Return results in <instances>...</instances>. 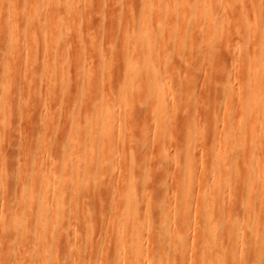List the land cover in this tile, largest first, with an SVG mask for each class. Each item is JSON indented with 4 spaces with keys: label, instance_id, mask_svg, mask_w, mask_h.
Returning <instances> with one entry per match:
<instances>
[{
    "label": "rangeland",
    "instance_id": "374dc122",
    "mask_svg": "<svg viewBox=\"0 0 264 264\" xmlns=\"http://www.w3.org/2000/svg\"><path fill=\"white\" fill-rule=\"evenodd\" d=\"M193 1H195V3H193L192 5L185 8V10L183 11V13L184 12L185 13L182 16H180V15L177 16L174 14H176V13L179 14L180 9L182 10V8L185 7V5L187 3L186 0H171V1L170 0H163V1L162 0H78V1L73 0V2H75V3L77 2L76 5L79 8L76 17H73V20H72V22L69 23V25H66L65 27L61 26V27H63L62 29H61V27H56V29L57 28H59V29L54 30L55 33L54 32L50 33L52 36L50 34L49 35L52 37V39H51V37H49L50 40H48L50 43V44L48 43V46L51 45V43H52L51 41L53 40V38H55L54 40L61 42V43L59 42L60 44L57 43V44H54L53 46L52 45L49 46L51 48V51H54L53 53L56 54L57 56L61 55V57H62L64 55V53L62 55L63 50L61 48L63 46H66L65 49L67 48L66 49L67 56H65V55L63 56V57H65V61H67V63L65 62V66L62 62V58L60 57L58 59L57 57H54L56 55H54L49 50L50 48L47 46L48 50H49L48 53L51 52V53H49L48 56L53 57L54 60L56 58H57V60H61V62H62L61 66L62 67L64 66V69L66 70L65 71L66 75L68 72H70L69 73L70 75H67L68 76L67 77L64 75L65 72L63 73V71H61L63 76L65 77V79L68 78V80H69V77H70V86L67 85V83H66V86H68V87H65V85H64L66 80L61 79L62 84H63L62 86L65 87V88H63V90L64 89L66 90L67 88L69 90L68 89L66 90L67 93L64 96L63 93H65L66 91L63 92L62 86L58 85L61 83H58L59 81L57 80L58 84H56V82H55L54 86L55 87L57 86L58 88L53 93H51L52 91H50V89H49V86L51 83V82L49 83L50 74H49V71L47 68V62L46 63L44 62V61H46V56L44 57L45 59L43 58V56H44L43 55L44 43L43 42H42L43 44L38 43V46H36L38 48V49L36 48V50H38V53H36L38 56L35 54V58L36 57H38V58L36 59L35 67L39 72V76L37 79V82L38 81L39 82L37 83V86H38V87H36L37 89L36 88L33 89L34 92L31 89L33 94H30V97H32L31 100H32V103L34 104V105L33 104L31 105L32 108H30L28 106V109H27L26 105L24 104V100H26V98H28V96H27L28 92L27 91L30 90V89H28L30 81L28 82L29 78L27 77V72L29 70V68L27 67L28 61H26V59H24L25 58L24 57L25 51H22V49H24V48L21 49L19 47V49H18L17 48L18 46H15V48H14V51H16V52H20L19 50H21V54H18V53L17 54L19 55L18 58L19 57H22V58H21V60L18 61L17 60V54L15 53V55H14V58L16 56V60H15L16 62L15 63L17 64V62H18L20 64V62H21V64L18 65L19 69L18 68L16 70L12 69L11 70L12 73H10L8 71V67H9L8 61H6L5 59L4 60L1 59L3 56H2V53H0L1 54L0 55V74H1V80H2L0 87L2 88L5 86L4 80L6 78L9 81H11V79H12L13 82H14L13 79L15 78V80H16L15 86L18 84L17 85L18 86V90H17L18 92L16 91L12 95L13 100L17 103L18 110L14 111L12 119H11L12 120L11 123L7 124V126H8L7 130L8 131H5L6 128L4 129V127H7V126H3V128H1L2 130L0 129L1 134H2V135H0V145H1L0 146V154H2V155H0V264H22L21 261L23 260V256H24L23 254H25V252L28 254L29 253L32 254V252H33L32 243L28 242L26 235H23L24 240L25 239L26 240L25 241L22 240V243H23L22 244L20 242V239L23 238V236H16V234L14 236V234H13L14 232L11 231V229H10V231L12 233L8 234L10 232H8V230L3 229V221H4V217H6L5 214L6 213L8 214V212H9L7 207L9 206L10 211H12V212L15 211V214L11 213L13 216H17V215L24 213L23 212L24 208H23L22 204H21V206H19V203L22 202V199H23L22 198L23 197L22 196L23 195V188L25 185V179L28 178L27 175L30 173L29 170H32L31 174H33V169H30V167L32 165H34L32 167L36 168L34 170L36 172V175H32V176H37L38 171H36V170L38 168H42V166H43V168H42L43 171L41 172V174H43L44 173V167L47 166V164H48V166L50 165L49 166L50 169L47 168L48 166L45 169L48 171L50 170L51 174H52V172H54V174H56L57 170L59 169L60 160L62 159L61 161H63V158L65 159L64 156H67V155H65L66 153L64 154V153H62V151L65 152L66 148H64V147L70 145L69 142H71V134L72 133L70 134L69 132H73L70 130H73V127H75L76 125L80 126V127L84 126V125H82L81 122H83V124H85L84 123V122H86L85 119L88 118L89 115L93 114V110H92L93 109L92 108L93 102L91 100V92H92L94 86L96 89L98 88L103 93V94H101V93L100 94H101V96L104 95L103 96L104 100H106L105 99L106 97L108 98V94H109V97H112L113 95L115 96L117 94V84L122 80V76H123V63L126 60V58L128 57V52H129L131 45H132L131 42H129L130 44H128L130 33L134 32V29H135L134 26H136L137 22H139L138 20H140V19L146 20L147 23L148 22L155 23L156 21L159 20V24H160V26L162 28V32L164 34V38L160 39L158 41V43H159L158 44L159 46L157 48L158 51H155V55L157 56L158 52H161V53H159L160 54L159 56L162 57L161 54H162L163 50H167L168 52H170V55L173 56V58L171 57V59H172V61H171V69H172L171 75L168 79L167 78L162 79V83L167 84V86L165 84L163 86V88L165 87L164 91H165V89L167 90V92H164V95H165V93H167L166 94L167 96L166 95L165 96L168 98L167 99V103L169 102L168 106H167L166 102H164V100H165L164 97H163L164 100H162L163 103H161V101L158 100L157 104L155 101H153L155 103L151 104L152 98H151L149 92H147L146 90L141 91V93L139 95L136 94V92H137L136 87H138L137 86L138 83L139 84L144 83L143 78H142L143 81L139 80L138 83L136 82L134 87H132L133 89H131V92L135 91V93L132 92L131 96L129 94V98H127L126 106L124 105V107H123V105H121L122 102L120 103L119 100H118V102H116L113 105V107L116 106V108H113L115 113L113 111L114 115L112 118V120H113L112 124L114 123L113 126L116 125L114 127V129H115L114 132H115V135L117 136L116 138H118V140L115 137H113V139H112V140H114L112 142L113 144L112 143L110 144L111 148L113 147V149H114L112 156H110L111 158L108 157V155L111 154V153H109L110 151L108 152L109 154L107 153L108 158L106 157L107 158L106 162L103 161L102 155H101V157L98 158V161L101 160L103 163V165L100 164L101 166L108 164V166L107 165L106 166L110 167V168L102 169L101 166L97 165L98 166L97 169L99 170L98 171L99 173L97 174V178L99 180L97 179V181L99 183L96 182L95 186L100 184V183H101V185L99 187V190L97 188L98 186H96V188L94 187V189H93L94 184L90 183L92 188H91V186L88 185V187L90 189L86 193L90 197H88L87 194H85V191H87L86 189H88L86 185H85L86 186L85 188H82L83 190L81 189L84 193L79 194L80 196L78 199H76L78 196H74L73 191L72 192L70 191L71 193H73L72 196L74 197L73 199L71 197V200L72 201L75 200V201H73L71 203V200L68 199L71 203L70 205L72 206L71 207L69 205L71 208L69 210H72V208H73V211L76 210L73 213H76L77 208L74 209V207L75 206L78 207V216H76V214L75 215L71 214L72 213L71 211H70L71 213L69 212L70 213V215H69V213H68L69 210L67 211L68 215L70 217L72 216L74 218H70L71 219L70 220L69 216H68L67 218L70 222H67V218H66L65 222H67V224L64 223L66 226H64L65 229L63 228L64 231L66 230L65 236H64V231H62L61 232L62 233L61 238L58 237V235H57L54 238L53 243H51L49 245L48 250H49V252H51V254L53 253V256L50 257V261H51L50 264H98L97 261L99 258V254H97V253L99 251L103 252L102 251L103 249L98 250L100 245L102 246L103 243L105 245H109L111 242L110 247H109V248H111V251H112V248L113 249L115 248L116 237L114 238V236H116V235H114V234H116V232H115L116 231V225L114 223L117 224V221L119 219L118 214H119V212L122 211V210L120 211V209H122L124 207L123 206L124 201L121 200V199H123V195L121 193L123 191L125 192V189L127 190L126 187H122V186H125V185H123V184H125V182H126V186L128 185L126 178L128 177L127 171H129V170H127V169H130V171H129L130 174L128 177L129 182L132 178L133 179L135 178L134 179L135 183H136L135 185H136L137 189H139L140 194L145 195V198L147 197V199H150V200H152V198H153V200H155L157 203L156 205L162 206V204H163V206H165L167 208L168 204L170 203L169 199L173 200V197L175 198V196L179 194L178 190L180 188H182V185L180 184V182L183 178L182 175H183V172L185 170V168H183V167H185L188 164L189 165L191 164L193 167H195V168L191 169L192 174L194 175V176L192 175L194 178L191 176L192 181L194 180L193 188H192L193 190H192V193L188 194L187 192H191L190 187H189V190L187 192H185L187 194H185V193L184 194L186 197L188 195L192 194V198H190L191 200L189 198H188L189 200L186 199L184 194L181 192H180L181 195L179 194L180 196L179 195L178 196L179 197L184 196V197H181L182 200L184 199L183 202L185 201L183 203L184 204L183 208H186V210L190 209L189 211L190 212L192 211L191 213L195 214L194 212H196L198 210V209L196 210L195 208H198L197 206L199 205V202L201 200V198H200L201 196H199L200 192L202 195L204 192L206 193V191L210 187L213 186L212 182L214 181V179L217 178V176L215 177V174H213L214 172H212L215 170H212V169H210V167H208L210 162H211L209 160H212L214 155L217 153V149L214 147L216 145V143H217L216 147L219 145V147H218L219 149L223 145V148H221L220 150H222V149L225 150V148L227 147V146L225 147V145L227 143L225 140V137L229 136V135L225 134L227 131L228 132L230 131L229 133L232 135V136H229V137H231V138H229L231 142L228 139L229 146H231L230 143H232L233 138H234L233 136L236 135L235 134L236 131H239L240 133H243V134L247 133V134L243 135L245 137V140L247 141V143H246L247 146L245 147L246 149L245 148L242 149L241 147H239L234 153L231 152V151H233L232 150L233 145L231 146V148L227 147L230 149V150L229 149L226 150V156L225 157H227V154H228V159L224 158L223 161L226 162V165H227L228 161H229L228 164H231L232 161H233V163L236 162L235 164H237L235 170L232 169L231 173L229 172L232 180H230V178H227V174H225V172L224 173L222 172V174H219L221 171L219 173L216 172V174L218 173L217 175L223 176L225 179L226 178L229 179V181L225 183V180H223V181L221 180V178H223V177H221V178H220V176L218 177L219 181H221V183H222L221 187L223 188V186H225L224 188L226 190V192H225V190L223 188L224 194H226V196L225 197L221 196V197L224 200L228 194H230V196H231V200H230L229 196L227 197L229 199L226 198L227 203L225 202L224 203L225 205H223V201H222L221 206H222L223 210L222 211L219 210V211H220V213H223V215H224V213L226 215H225V218H223L224 221L222 218H220L221 216H223L222 214H220L218 217V218L222 219V221H223L222 222L220 219H218V225H220L219 227H221L220 229L221 230H223V228L227 229V227L229 225L228 223L230 220L229 216L232 217L233 215L239 213L238 212L239 210H240V213L243 212L244 208H242V207L240 208V204H241L243 199L248 200V198L250 197L249 194H251L250 190L247 189V187L249 188L248 184L245 185L246 180H247V183H249V178L253 179V177H254L253 175L255 174V177H254L255 181L258 180L256 182V184L258 182L260 184L262 181L264 182V177H263V170L264 169H258V170H256L257 172L253 171L255 173H251V170H254L253 166L255 167L256 162H259L260 159H261L260 160V162H261L260 168H261V164L263 163L262 160L264 159V153H263L264 152V142H262L261 148L259 146H258V148H254V147L252 148V146H251V150H250V145H253V141H254V140H252V135L250 134V131L247 128L248 126L245 129L244 127H242V125L240 127V123L238 122L239 116L244 115L242 113H239V112H241L240 106H241V103L243 100V97H241L242 96V88L243 87H249L248 85H249L250 81L252 80L251 76H246L245 79H243V75H242V73H240L243 70L240 67V65H238L239 64L238 52H239V48H240L239 46H241V45H243V50H242L243 55H245V54L248 55L249 53H252L255 49H259V50L264 51V0H234L233 2H230L231 5L229 4L228 0H210L212 3V6H214L215 11L219 14L220 20H218V21H219V24H222L221 25L222 27L217 26V24L215 22L208 19L206 17V15H207L206 12L202 13V10L200 8V6H201L200 4L205 2V1H209V0H193ZM41 2H42V0H34V4L37 7L41 6ZM63 3H64V1H63ZM226 4H229V5H226ZM18 5H19V15L21 17H23L21 23L28 24L29 18L32 15L31 14L32 8L27 9L29 2L24 1V0H18ZM255 6H256V8H255ZM145 9H147V12L145 11ZM160 9H162V10H160ZM172 9L175 10L174 13H173ZM159 10L163 11V12L161 13V15L158 16ZM170 10H172V11H170ZM255 10L260 11V13H261V20L258 24H256V22L254 21V11ZM11 11H12V7H11ZM167 11L169 13H167ZM12 14H13V12H9L8 13L9 17L7 16V18L5 19L4 34H2L3 36L1 35L4 39L7 37H10L8 32H9V29L12 27V24H13V22L10 18L12 16ZM202 14H203V16H202ZM133 20H135V21H133ZM132 22H134L135 25ZM185 22H192L193 25L190 26L189 28H185L186 27ZM64 29H65V32L62 31L60 33L59 30H64ZM207 29H210L212 31V35H213L212 39H213V42L215 44L214 45L215 48L213 49L214 52L202 50V49H204V47H203L204 46V44H203L204 39L203 38L206 37V34L204 32ZM255 30H256V32H255ZM202 33H204V34H202ZM53 34H55V35H53ZM156 35L157 34L155 32L151 33V36H153V37ZM61 36L63 37L62 40H61ZM202 36H204V37L202 38ZM11 38L12 37H10V40H11ZM201 38H202V40H201ZM54 40H53V42H54ZM178 43L179 44L181 43L182 46L176 50V49H174V46ZM56 46H58V47H56ZM42 47H43V49H42ZM56 48H57V50H56ZM17 49H18V51H17ZM55 51H56V53H55ZM35 52H37V51H35ZM63 52H65V51H63ZM215 52H216V54H215ZM51 54H52V56H51ZM179 55H180V57H179ZM66 57H67V59H66ZM53 58H51V60ZM22 59H23V61H22ZM47 60H48V58H47ZM66 65H68L69 71H68ZM161 65L162 64L160 63V66ZM160 66L157 65L159 71L161 70ZM62 67H59V70L62 69ZM240 70H242V71H240ZM7 72H9L10 74ZM61 72H59L60 75H61ZM161 72H162V70H161ZM159 75L161 77L162 73L159 72ZM240 75H242V76H240ZM237 76L240 79L237 78ZM64 77H63V79H64ZM90 77H91V82H90ZM241 77H242V79H241ZM80 78H82V80L79 81ZM73 79H74V81H73ZM68 80L66 82H68ZM241 80H243V81L239 82ZM63 81H64V83H63ZM87 81H89V82H87ZM79 82H81V83H79ZM26 83L28 85H26ZM90 83L91 84L94 83V84L90 85ZM108 83H110V84H108ZM68 84H69V82H68ZM89 85L91 86L90 88H88ZM17 86H16V88H17ZM54 86L52 85V87H54ZM55 87L51 88V86H50L51 89H55ZM59 87H61V88H59ZM168 87H169V89H167ZM16 88H15V90H16ZM108 88H110V90ZM35 89L38 90L39 94L37 93V91ZM47 89H49V90H47ZM56 91L57 92L59 91V92L55 93ZM60 91L64 97L63 96L61 97L62 94L60 93ZM246 91H248V90H246ZM239 92H240V94H239ZM177 94L180 95V96H178L180 99L177 97V102L174 103L173 99L177 96ZM132 95L136 99H134V97ZM227 95H229V96H227ZM33 96H35V97H33ZM54 98H56V99H54ZM132 98L137 102V104L141 103L142 107L139 104L138 105L140 106V108L138 107V105L137 106L131 105V103L135 104L134 102H132V101H134ZM226 98H228L229 100L227 99L228 101L225 102ZM241 98H242V100H241ZM44 100H45V103H43ZM81 100H83L82 106L80 105L81 103H79ZM174 100L176 101V99H174ZM178 100H179V102H178ZM48 101H49V103H48ZM51 101H53V102L51 103ZM129 101H131V102H129ZM181 101H183V102H181ZM91 102H92V104H91ZM117 103L120 104V105L118 104V107H117ZM178 103H180V105ZM224 103H226V104L224 105ZM21 104H22V106L24 104L25 107L24 106L23 107L25 110L23 108H21V106H20ZM49 104H51V105H49ZM165 104H166L167 108H166V106L164 107ZM229 104H230V106H229ZM79 105H80V108L78 107V110H77V106H79ZM127 105H129V106H127ZM19 106L21 109H23L21 112L19 111ZM121 106H122V109H121ZM158 106H160V108ZM161 106L167 110V113L169 114L170 117L171 116L174 117L173 119L172 118L168 119L169 120L168 123L170 124L172 122L171 123L172 126H170V125H167L168 127L164 126V119H162V117L160 116V113H159L160 112L159 109H161ZM81 107H82V109H81ZM79 109H80V111L82 110V113H80ZM226 109H227V111H226ZM33 110H35V111H33ZM129 110H130V112H129ZM156 111H157L156 115H158V114L159 115L155 117L153 114H155ZM26 112H27V114H26ZM78 112H79L80 116H79V118H75V117H78V116H76ZM225 112L229 113V115L231 117V119H229V120H231V121H227L228 118H230V117H229V115H225ZM237 112H238V114H237ZM52 113H53V115H52ZM74 114H76V115H74ZM118 114H120L121 117ZM115 115H116V117H114ZM54 116H56V117H54ZM68 116L70 119L68 118ZM73 116L76 119V121L73 118ZM159 116H160V121H157V120H159V118H158ZM169 116H168V118H169ZM71 117H72L73 121H75L76 124H74L73 121L72 122L70 121V120H72ZM213 117H215V118H213ZM216 118H217V120H215ZM218 118H220V120H218ZM51 119L52 120L55 119L53 121L54 125L52 124L53 122ZM155 120L157 121V123L162 122V121H163V123L157 124L155 122ZM222 120L224 121V123L222 122ZM215 121H218V122H216V124L218 123L217 126H216V124H213ZM256 121H257V119H256ZM77 122H78V124H77ZM219 122H220V124H219ZM71 123H73L72 124L73 127H72V125H70ZM221 123L225 124V126L223 127V124H221ZM227 123H228V125H227ZM38 124H39V126H38ZM232 124L234 127L232 126ZM30 125H31V127H29ZM52 125L54 127H52ZM229 125H231V126H229ZM157 126L159 127L158 129H160L162 131V133L160 130L157 129ZM169 126L171 128H169ZM215 126H216V128L213 129V127H215ZM0 127H1V125H0ZM9 127H13V128H9ZM46 127H47V129H46ZM164 127L166 128L165 131H163ZM260 127H261V122H260ZM69 128H71V129H69ZM118 128L121 129V132H120V129L118 130ZM155 128L158 131H156ZM161 128H163V129H161ZM238 128H239V130H238ZM242 128H244L245 130H243ZM52 129L54 131H52ZM167 129L169 131H167ZM222 129L223 130L225 129V130L223 131ZM45 130H47V131L49 130L50 132L51 131L52 132L50 133L48 131V133H47V131H45ZM116 130H118V132L120 134L121 133L123 134V136H124L123 140H124L125 148L121 149V146L124 147V145L121 142L118 144L119 137L121 138L120 141L123 142V140H122L123 136H122V134L117 135L118 132L116 133ZM246 130H248V131L245 132ZM2 131L7 132V134L5 132L3 133ZM58 131H60V132L58 133ZM123 131H124V133H123ZM159 131H160L161 135H159L160 134ZM221 131H222V133H221ZM155 132L158 134H156ZM166 132H168L169 135L171 133L172 136L171 135L169 136L168 133L165 134ZM215 132H216V134L218 132H219V134L221 133L222 138L225 141H221L222 140L220 138L221 134L215 135ZM46 133H47V137H46ZM233 133H234V135H233ZM3 135H4V137L2 138L1 136H3ZM44 135H45V137H44ZM255 135H257L255 137H258L259 134H255ZM255 137H254V139L256 140L257 138H255ZM44 138H46L45 144L42 143V140H44ZM219 139H221V140H219ZM251 140H252V142H250ZM34 141H36V142H34ZM195 141H197L198 145H197V143H195ZM217 141L218 142L221 141L223 144L220 145L219 143H221V142L218 143ZM192 143H193V145H192ZM105 145H103V147L101 146V148L104 149ZM190 145L192 148H190ZM193 146H195L194 150H193ZM204 146H205V148H207V146L209 148H211L213 146L211 148V151H213L212 152L213 156H211V151L208 152L207 149L204 150L205 149ZM47 148H48V150L50 149L49 152H48ZM34 149H36V150H34ZM102 149H100V150H102ZM125 149H126V151H125ZM219 149H218V152H219ZM254 149H256L255 152H254ZM190 150H193L191 152V154L189 153ZM214 150H216V152ZM228 150L230 151L229 153H228ZM242 150H243V152H242ZM258 150H260L258 152L259 154L256 152ZM74 152H76V151H74ZM74 152L72 153V155L70 154V160L71 161L74 160L72 163L76 162V160L74 159L75 157L77 159V156H76L77 152L75 153L76 154L75 156L73 155ZM253 152L256 155H254ZM188 153L190 154V156H188ZM244 153H245V155H244ZM32 154L34 156H32ZM84 154L87 155V151ZM120 154L122 155V158L126 159V157H127L128 159H126V160L122 159ZM130 154L132 155V158L130 157ZM192 154H194V155H192ZM204 154H207V155H204ZM86 155H83V156H85V163H84L85 167H86L87 162L89 161L88 158L90 159V156H88L90 154H88L87 156ZM125 155H126V157H125ZM134 155H136V156L134 157ZM173 155H175V156H173ZM246 155H247V157H246ZM257 155H259V158L261 156V158L258 160L256 159V157L258 158ZM47 156L49 157L50 160L48 159ZM192 156H194V160H193ZM31 157L34 159H32ZM175 157H177V158H175ZM186 157H187V160H186ZM209 157H210V159H209ZM129 158H131V160L133 158H136L137 159L136 161H138V162H136V165H135L136 167L133 168L134 170H132L130 168L131 162H130ZM204 158L205 159L207 158V159L205 160ZM251 158H253V161ZM36 159H37V161H36ZM58 159H59V162H58ZM86 159H87V162H86ZM120 159H122V160H120ZM191 159L193 160V163H189L192 161ZM202 159H204V161ZM230 159H232L231 162H230ZM255 159L257 161H255ZM3 160H4L5 164H4ZM30 160L32 161V163L30 162ZM48 160L50 162H52L51 160H54V162H52V165L54 163V166H58V167L54 168V170L52 171V169H53V168H51L52 165L50 163H47V162H49ZM127 160H129L128 161L129 164L126 165V163H128V162L125 163L124 161H127ZM107 161L110 164L107 163ZM122 161H123V163H122ZM184 161H186L185 164L183 163ZM104 162H105V164H104ZM250 162H251V164H250ZM57 163H59V164L57 165ZM162 163H164L166 165H164V164L161 165ZM206 163H207V165H206ZM246 163H248V164H246ZM177 164H178V168L176 166ZM181 164H184V165L181 166ZM204 164H205V166L208 167L207 168L208 170L206 168L204 169V171H205L204 173L206 174V176H204L205 175L204 173L202 174L203 171L201 172L202 168L204 167L203 166ZM258 164L259 163H257V165ZM124 165H126V167ZM220 165H221V168L224 167V164L221 161L219 162V166ZM127 166L129 168H127ZM161 166H162L163 170L161 169ZM163 166H165V167H163ZM192 166L191 167L186 166V167L188 169H190V168H192ZM201 166H203V167L201 168ZM242 166H244V167H242ZM180 167H181V169H180ZM197 167L199 169L201 168V170L199 171V169H197ZM251 167L253 169H251ZM262 167L264 168V164L262 165ZM256 168H259V167H255V169ZM209 169L211 171H209ZM146 170H147V172H146ZM159 170H162V172L166 171L167 176L164 173L158 172ZM181 170H183V171H181ZM260 170L262 171V173L258 172ZM28 171H29V173H28ZM48 171H46V173L44 175H51V174H48ZM101 171H102V173H100ZM131 171H132V174H131ZM186 171H187V169H186ZM149 172L151 175L149 174ZM177 172H180V173H177ZM194 172H197V174L196 173L194 174ZM199 172L201 174L199 177L200 183L198 185L199 181H197L195 175H198ZM232 172L234 173V176L231 175V174H233ZM144 173L146 175L147 174L148 175L146 176V175H144ZM248 173H250V174H248ZM258 173H261L262 175H260ZM31 174H29V175H31ZM39 174H40V171H39ZM54 174H52V175H54ZM161 175H163L167 179H164V178L162 179L163 176H161ZM130 176H132V178ZM144 176H146V180L144 179L145 178ZM202 176H203V178H202ZM207 176H209V178H207ZM210 176L213 177L212 180H211ZM238 176H240V179ZM3 177L5 179V182H3V180H4ZM204 177L207 178L206 179L207 182L205 181L206 183L203 182ZM7 178L9 179L10 183L7 182ZM197 178H198V176H197ZM256 178H257V180H256ZM236 179H239V180H236ZM124 180H125V182H124ZM202 182L204 183V186H206L207 190L203 188L204 186L202 188L206 191H204L203 189L201 190ZM229 182H231V185L230 184L227 185ZM3 183H7L4 185H8V186L7 187L4 186ZM223 183H225V185H223ZM187 184L190 185V183H187ZM175 186H176V188H175ZM179 186H180V188H179ZM190 186H192V184ZM259 186L260 185H258L257 187H259ZM261 186H262L261 187L262 189H258V191H257V188H255L256 190L254 192H256V191H257L256 193L259 192L258 193L259 196L257 195L256 198H254V200H253L254 203H252L253 205L250 204L251 206H249L250 208L249 207L248 208H249L250 212H252V222L254 224L253 230H254V227L259 228V230L261 231L260 232L261 236L264 239V215L261 214V210L264 207V196H262V195H264V192H261V190L263 191L264 183L261 184ZM186 187H184V189L186 188V190H187L188 185ZM222 188H220V190H218V191H221ZM92 189L93 190L97 189L99 192H97V190H95L97 192V194H96L95 191L94 192L92 191ZM211 190L212 189L210 188V191ZM17 191H18V194H17ZM91 191L93 193H91ZM174 191H175V193H174ZM202 191H204V192H202ZM210 191H207V192H210ZM221 193H223L222 191L220 192V195L224 196V194H221ZM247 193H248V195H247L248 197L245 195ZM215 194L217 196L213 195V197L215 196L216 198L221 199L219 193H215ZM91 195H93L92 199H90ZM121 196H122V198H121ZM188 197H191V196H188ZM198 197L200 198V200L198 199ZM261 197H263V198H261ZM257 198H258V200H257ZM18 199L20 202L18 201ZM185 199L187 201H190L189 204L187 203L188 205L186 204ZM218 200L219 199L215 200L214 202H216V201L218 202ZM74 202H75V204H74ZM17 203H18V205H17ZM77 203L80 204L81 208L79 207V205L78 206L76 205ZM219 203H221L220 200H219ZM219 203H217V205H215V207L220 206ZM73 204H74V206H73ZM82 205H83V207H82ZM220 207L215 208V214L216 215H217L216 212L218 211L217 209H220ZM19 209H20V211H19ZM110 209L112 211L111 212L112 217L114 215H116V213H117V216H116L117 218L113 217V219L115 221L117 219V221L114 222L112 218H111L112 220L109 218L110 222L111 221L114 222V223L113 222L111 223L112 225L110 226V228L112 226L114 228L113 229L107 228L109 230V231H107L106 230L107 222H109V220H107V219L109 216ZM142 209H143V211L139 212V213L141 214L140 217L143 215L142 220H144L146 218V215H145L146 211H144L145 208H142ZM194 209H195V211H194ZM24 211H25V213L27 212L26 209H24ZM114 211H116L115 214H113ZM250 212L248 211L247 214L245 212V214L247 215V216H245L246 217L245 219H248ZM3 213H5V214H3ZM50 214H52V213H50ZM2 215H4V216H2ZM7 216H9V215H7ZM49 217L51 218V216H49ZM75 217H77V221L79 220L81 222L78 223L79 222L78 221L76 223ZM27 218L29 220L33 221V218L31 219L29 216L26 215L25 220ZM173 218L175 220V218H177V217H173ZM173 218H171V219H173ZM178 218H179V216H178ZM104 219H106V221ZM225 219H226V221H225ZM31 221H29V222L31 223ZM134 221L137 223V224H135L136 227L138 226V227L142 228V226H144L143 224H140L141 223L140 220H137V221L134 220ZM176 221H177V219H176ZM145 222H146V219L142 223L145 224ZM81 223L83 224V226H85V225H88V226L86 228H83L82 225H80ZM77 226H79V227H77ZM81 227L83 229H81ZM242 227L245 228L244 226H242ZM141 228H140V232H141ZM80 229H81V231H78ZM240 229H242V228H238V230L241 234L242 230H240ZM111 230L113 231L114 234L112 232H110ZM142 230H143V232H141V234L144 233V230L146 232L143 234L144 236L141 237V239L143 238V240H144L142 242V247H141L142 255L145 256V254L147 252L149 253V251H152L153 255H152L151 260L153 261V264H172L173 259L175 261L174 264L175 263L181 264V262L185 261L186 257H187V259L188 258L190 259V260L186 259L188 261V262L185 261L186 264H190L189 263L190 261L192 263L194 257L191 255H193V253H191V254H189V253L192 252V250H193L192 248L195 247V245L193 244V242L191 240V236L193 234L192 235L190 234V236H186L187 239L189 241L191 240L190 242H192V245H191V243H189L188 240H186L191 245L190 246L187 243L188 244V247H187L188 249L186 248L187 251L185 252L184 249L179 247L181 249L178 252H176L175 249L177 250L178 247H175L174 245L171 246L172 247V250H171L169 247H167V245H163L162 243H157L156 241H152V243H150L149 242L150 241L149 240V234L147 232V229L145 227H143ZM221 230H220V233L223 234L221 232ZM253 230L251 232H253ZM223 232H226V230L224 229ZM251 232H250V234H251ZM75 233H76V235H75ZM110 233H112L111 236L113 239L110 237ZM254 233H255V231L253 232V234ZM12 234H13V238L11 237ZM78 234H80V235H78ZM250 234L246 233V235H245L243 233L242 237L246 236L247 239H248L247 236L250 237L248 239L250 242L249 252L251 251L252 254H254V252L257 249L255 242H254V235L255 234L254 235L252 234L253 236L252 235L250 236ZM66 235H67V237H66ZM106 235L107 236L109 235L108 241L106 239V237H107ZM225 235H227V234L225 233ZM225 235H224V237H225ZM221 236L222 235H220L219 241L223 240V242H221L222 244H220V242L218 244L219 252H221L220 250L224 246V242L226 243V239H227V236H226V239H222L223 237L221 238ZM15 237H16V239L19 238V240L16 241V239H14ZM63 237H64V239H62ZM192 237H194V236H192ZM74 238L76 239L75 244L73 241ZM81 238H82V240H81ZM11 239H13V240H11ZM193 240H194V238H193ZM227 240L229 241V239H227ZM105 241L109 242V244L106 243ZM114 241H115V243H114ZM14 242H16V243H14ZM25 242H26V244H25ZM79 242H80V244H79ZM20 243L22 244L21 246H19ZM227 243H226V245L228 247ZM238 243H239V241H238ZM81 245L83 246L84 249L82 248ZM238 245H237V248H239L238 250L235 247V245H234V247L236 250L232 246L234 249V253H233L234 256L233 257H236L237 259H239V261L242 260L241 264L242 263L243 264L244 263H246V264H264V248L262 250H259V251H261V254L263 255L262 258H260V256H259L256 259V257H253L255 254L249 255L250 257L251 256L252 257L248 258L249 256L247 255L246 250H242V252H241L240 246H238ZM15 246L17 248L18 247L19 248L17 249ZM79 246H81V247H79ZM101 246H100V248H101ZM189 246L191 247L192 250L189 248ZM24 247H25V249H24ZM232 247L230 246L228 248L230 249ZM11 248H12V250H11ZM23 249L25 251H23ZM61 249H62V251H61ZM180 251H181V254H180ZM184 252H185V254L188 253V255H184ZM217 252H213L212 254H215V253L217 254ZM178 253H179V256H178ZM229 253L231 254L232 251ZM240 253H243V254L241 255ZM54 254H55V256H54ZM104 254L106 255V250H105ZM7 256H9L11 258V259H9L10 262H8ZM213 256H215V255H213ZM182 257H185L184 261H182V259H181ZM103 260H104V262H100V263L101 264H103V263L107 264L106 263L107 259L105 256L100 261H103ZM107 262L109 263V261H107Z\"/></svg>",
    "mask_w": 264,
    "mask_h": 264
},
{
    "label": "bare ground",
    "instance_id": "6f19581e",
    "mask_svg": "<svg viewBox=\"0 0 264 264\" xmlns=\"http://www.w3.org/2000/svg\"><path fill=\"white\" fill-rule=\"evenodd\" d=\"M24 1H27V2H29V5H28V7H27V9H31L32 8V12H31V16H30V18H29V22H28V24H25V23H21V21H22V18L23 17H21L20 15H19V5H18V0H0V36L2 35V34H4V26H5V19L7 18V16H8V13L9 12H13V14H12V16L10 17L11 18V20H12V22H13V24H12V27L9 29V36L10 37H12L11 38V40H10V37H7V38H3L2 36L0 37V53H2V56L4 57H2L1 59H5L6 61H8V63H9V67H8V71L10 72V73H12L11 72V70L12 69H14V70H16L17 68H18V65H20L21 64V62H20V64L17 62V64L15 63L16 61V56H15V58H14V55H15V53L17 54H21V50H19L20 52H16V51H14V48H15V46H18L17 48L19 49V47L22 49V48H24V49H22V51H25V58L24 59H26V61H28V63H27V67L29 68V70H28V72H27V77L29 78V80H28V82L30 81V83H29V88L28 89H30V90H26L25 92L28 94L27 96H28V98L30 97V94H33V92H34V88H36V87H38L37 86V83L39 82H37V79H38V76H39V72H38V70L36 69V67H35V64H36V59L38 58V57H36L35 58V54L36 53H38V50H36V46H38V43H41V44H43L44 43V45H43V47H44V53H43V58L46 56V61H44L45 63L47 62V68H48V71H49V74H50V79H49V83H50V86H51V88H54L55 86V82H56V84H58V83H61V84H58L59 86H62L63 84H62V81H61V79L62 80H68V78L67 79H65V77L63 76V74H62V72L61 71H63V73L66 71L65 69H64V66H65V62L67 63V61H65V57H63L64 55L65 56H67V52H66V49H65V47L66 46H63L61 49L63 50V51H65V52H63L62 51V55H63V53H64V55L61 57V55L58 57L56 54H54L53 52L54 51H51V48L49 47V46H53L54 44H60L61 42L60 41H56V40H54L55 38H53V40H54V42H53V40L51 41L52 43H51V45H49L48 46V43H49V41L48 40H50L49 39V37H51L52 35L50 34V33H55V31L54 30H58L59 28H57L56 29V27H61V26H63V27H65L66 25H69V23L70 22H72V20H73V17H76V15H77V12H78V7H77V5H76V3L75 2H73V0H63L64 1V3H63V1L62 0H42V2H41V6L40 7H37L35 4H34V0H24ZM75 1V0H74ZM78 1V0H77ZM163 1V0H162ZM171 1V0H170ZM187 1V3H186V5H185V7L184 8H182V10L180 9V11H179V14H174V15H180V16H182L184 13H183V11L185 10V8H187L188 6H190V5H192L193 3H195V1H193V0H186ZM229 1V4H230V2H233L234 0H228ZM147 2V1H146ZM155 2V1H154ZM237 2V1H236ZM80 3V2H79ZM34 4V5H33ZM229 4H226V5H229ZM201 6H200V8H201V10H202V13H204V12H206L207 13V15H206V17L208 18V19H210V20H212L213 22H215L216 24H217V26H221L222 24H219V21L218 20H220V18H219V14L215 11V9H214V6H212V3H211V1L209 0V1H205V2H203V3H201L200 4ZM231 5V4H230ZM173 6V5H172ZM11 7H12V11H11ZM149 7V6H148ZM147 8V7H146ZM231 8V7H230ZM235 8V7H234ZM255 8H256V6H255ZM10 9V10H9ZM232 9V8H231ZM143 10V9H142ZM160 10H162V9H160ZM159 10V11H160ZM167 10V9H166ZM173 10V9H172ZM172 10H170V11H172ZM234 10V9H233ZM145 11L147 12V9H145ZM158 11V16L159 15H161V13L163 12V11H160L159 12ZM175 12V10H173V13ZM83 13V12H82ZM144 13V12H143ZM167 13H169L168 11H167ZM202 16H203V14H202ZM9 17V16H8ZM77 19V18H76ZM181 19V18H180ZM184 19V18H183ZM75 20V19H74ZM260 20H261V13H260V11H257V10H255L254 11V21L256 22V24H258L259 22H260ZM133 21H135V20H133ZM139 22H137V24H136V26H134V32H132V33H130V37H129V40H128V44H130L129 42H131L132 43V45H131V48H130V50H129V52H128V57L126 58V60L124 61V63H123V76H122V80L117 84V94L113 97H109V94H108V98L106 97L105 99L106 100H104V98H103V96L104 95H102L101 96V94H103L98 88L96 89L95 88V86H94V88H93V90H92V92H91V100H92V102H93V114L92 115H89V117L88 118H86L85 119V121L86 122H84L85 124H83V122H81L82 123V125H84V126H82V127H80V126H75V127H73V123L74 124H76L75 123V121H76V119L75 118H79V112L77 113V115L76 114H74V115H76V116H78V117H75L74 118V116H73V118L75 119V121H73V119H72V117H71V119L72 120H70L71 122L73 121V123H71L70 125H72V127H73V130H70V131H73V132H69L70 134H71V142H69L70 143V145L69 146H66V147H64V148H66V151L64 152V151H62V153H66L65 155H67V156H64L65 157V159L63 158V161H61L60 160V164L59 163H57V165L59 164V169L57 170V172H56V174H54V172H52V174H54V175H52L51 174V172H50V170L48 171V170H46L45 168L48 166V164H47V166H45L44 167V173L43 174H41V172L43 171V166H42V168H38L36 171H38L37 172V176H32V175H36V172L34 171L36 168H34V167H32V166H34V165H32L31 167H30V169H33V174H31L32 172V170H29L30 171V173H29V171H28V173L29 174H31V175H29L28 173V175H27V177L28 178H24L25 179V185H24V188H23V199H22V202H20L19 201V199H18V201L20 202L19 203V206H21V204H22V206H23V208L24 209H26L27 210V212L25 213V211H24V209H23V214H20V215H17V216H13L11 213H13V214H15V211H10V208H9V206L7 207V209L9 210V212H8V214L6 213H3V214H5L6 215V217H4V221H3V229H5V230H8V232H10V233H8V234H11L12 232L11 231H13L14 233V236H15V234H16V236H23V235H26V237H27V239H28V242L29 243H32V247H33V252H32V254H28V253H26L25 252V254H23L24 256H23V260L21 261L22 262V264H50L51 263V261H50V257L51 256H53V253L51 254V252H49V250H48V247H49V245L51 244V243H53V240H54V238L58 235V237H60L61 238V232L62 231H64V226H66L65 224H67V222H70L69 220H68V216L70 215V213L71 214H73V215H75L76 214V216H78V207H74V209L75 208H77V212L76 213H73V212H75V211H73V208H72V210H69V209H71L70 208V204L73 202V201H75V200H71V197H72V199L74 198L72 195H73V193H74V196H78L76 199H78L79 198V194H83L84 192L82 191L83 189L82 188H85L86 186H87V188L88 189H86L87 191H85V194H87L86 192H88V190L90 189L89 187H88V185L89 186H91V184H94V186H93V189H94V187L96 188V186H98L97 188H98V190H99V187H100V185H101V183L100 184H98V185H96L95 186V183L96 182H98L97 181V174L99 173L98 171V166L97 165H99V166H101L100 164H102L103 165V163H102V161L100 160V161H98V158L99 157H101V155H102V158H103V161H105L106 162V160H107V158L109 157V158H111L110 156H112V153H113V147L111 148V146H110V144L114 141V140H112L113 139V137H117L116 135H115V129H114V127L116 126H113V124H112V118H113V108H116V106L115 107H113V105L116 103V102H118V100L120 101V103H121V105H123V107H124V105L126 106V103H127V98H129V94H130V96H131V94H132V92L133 93H135V91H132L131 92V89H133L132 87H134V85H135V83L137 82L138 83V81L140 80H142V78L144 79V83H138V87H136L137 88V92H136V94L137 95H139L140 93H141V91H143V90H146L147 92H149V94H150V96H151V100H152V103L151 104H153V103H155L156 102V104H157V101L158 100H160L161 101V103H163V101L162 100H164V98H165V100H164V102H166V104H167V106H168V103H167V93H165V95H164V92H167V90L165 89V91H164V88H163V86L166 84H163L162 83V79L164 78V79H168L169 77H170V75H171V61H172V59H171V57L173 58V56L172 55H170V52H168L167 50H163V52H162V54H161V56L162 57H160L159 55V53H161V52H158V55L156 56L155 55V51H158L157 50V48H158V41L160 40V39H163L164 38V34H163V32H162V28H161V26H160V24H159V20L158 21H156L155 23H150V22H148L147 23V21L146 20H144V19H140V20H138ZM184 22V21H183ZM21 23V24H20ZM133 24H134V22H132ZM150 23V24H149ZM149 24V25H148ZM185 28H189L190 26H192L193 25V23L192 22H185ZM127 25V24H126ZM135 25V24H134ZM63 27H61V29L63 28ZM183 27V26H182ZM222 27V26H221ZM212 28V27H211ZM193 29V28H192ZM67 30V29H66ZM77 30V29H76ZM183 30V29H182ZM186 30V29H185ZM60 31V33L62 32V31H64L65 32V29L64 30H59ZM193 31V30H192ZM195 31V30H194ZM253 31V30H252ZM57 32V31H56ZM153 32H155L157 35L156 36H151V33H153ZM254 32V31H253ZM252 32V33H253ZM255 32H256V30H255ZM70 33V32H69ZM205 34H206V37H204V36H202V38L204 39L203 40V44H204V49H202V50H204V51H211V52H214L213 51V49L215 48L214 47V42H213V35H212V31L210 30V29H207L205 32H204ZM204 33H202V34H204ZM51 36H50V35ZM53 35H55V34H53ZM94 35V34H93ZM67 36V35H66ZM80 36V35H79ZM253 37V36H252ZM62 36H61V40H62ZM202 38H201V40H202ZM206 38V39H205ZM51 39H52V37H51ZM60 39V38H59ZM65 41V40H64ZM43 42V43H42ZM60 42V43H59ZM242 43V42H241ZM50 44V43H49ZM243 44V43H242ZM65 45V44H64ZM92 45V44H91ZM50 48L49 50L54 54V55H56V56H54V57H57L58 59L61 57L62 58V62H63V64H64V66L62 67L61 65H62V62H61V60H57V58L54 60V58L53 57H49L48 55H49V53H51V52H49L48 53V47ZM182 46V44L180 43H178V44H176L175 46H174V49H178V48H180ZM43 47H42V49H43ZM55 47V46H54ZM56 47H58V46H56ZM92 47V46H91ZM202 47V48H203ZM240 48H239V52H238V59H239V64L238 65H240V67L242 68V70H240V71H242V72H240V73H242V75H243V79H245V77L246 76H251V78H252V80L250 81V83H249V87H243L242 88V96L241 97H243V100H242V98H241V100H242V103H241V106H240V108H241V112H239V113H242V114H244V115H240L239 116V118H238V122L240 123V127H241V125H242V127H244L245 129H246V127L248 128V130L250 131V134L252 135V140H254L253 141V145H250V150H251V146H252V148L254 147V148H258V146L261 148V146H262V142H264V51L263 50H259V49H255L252 53H249L248 55L247 54H245V55H243V45H241V46H239ZM156 48V49H155ZM18 49H17V51H18ZM38 49V48H37ZM54 49V48H53ZM60 49V50H61ZM55 50V49H54ZM56 50H57V48H56ZM201 50V51H202ZM35 51H37V52H35ZM114 51V50H113ZM200 51V52H201ZM262 51V52H261ZM55 53H56V51H55ZM204 53V52H203ZM17 54V60L19 61V60H21V58L22 57H19L18 58V55ZM47 54V55H46ZM60 54V53H59ZM209 54V53H208ZM207 54V55H208ZM211 54V53H210ZM215 54H216V52H215ZM1 55V54H0ZM37 55V54H36ZM38 56V55H37ZM48 56V57H47ZM51 56H52V54H51ZM215 56V55H214ZM179 57H180V55H179ZM209 57V56H208ZM212 57V56H211ZM217 57V56H216ZM47 58H48V60H47ZM51 58H53L52 60H51ZM14 59V60H13ZM45 59V58H44ZM66 59H67V57H66ZM108 59V58H107ZM111 59V58H110ZM35 60V61H34ZM50 60V61H49ZM64 60V61H63ZM216 60V59H215ZM22 61H23V59H22ZM5 62V61H4ZM114 62V61H113ZM112 62V63H113ZM213 62V61H212ZM110 63V62H109ZM160 63L162 64L161 66H160ZM173 63V62H172ZM157 65H159L160 66V68H161V70H162V72H161V70L159 71V69H158V67H157ZM67 66V69H68V65H66ZM111 66V65H110ZM59 67H62V69H60L59 70ZM113 67V66H112ZM66 68V67H65ZM7 69V68H6ZM19 69V68H18ZM64 69V70H63ZM75 70V69H74ZM68 71H69V69H68ZM67 71V72H68ZM9 72H7V73H9ZM14 72V71H13ZM59 72H61V75L59 74ZM159 72L160 73H162V75H161V77H160V75H159ZM9 73V74H10ZM70 72H68L67 73V75H70L69 74ZM112 73V72H111ZM65 76H67L66 75V72H65V74H64ZM109 75V74H108ZM242 75H240V76H242ZM9 76V75H8ZM64 77V79H63V77ZM72 76V75H71ZM62 77V78H61ZM68 77V76H67ZM79 77V76H78ZM89 77V76H88ZM12 78V77H11ZM10 78V79H11ZM60 78V79H59ZM73 78V77H72ZM75 78V77H74ZM93 78V77H92ZM237 78H239L238 76H237ZM240 79V78H239ZM241 79H242V77H241ZM14 80V82L12 81V79H11V81H9L7 78L4 80L5 81V86L4 87H0V125H1V127H0V129L1 128H3V126H7V124H10L11 123V119H12V116H13V113H14V111L15 110H18V106H17V103L13 100V97H12V95L18 90V84L16 85L17 86V88H16V86H15V78L13 79ZM57 80L59 81L58 83H57ZM80 80H82V78H80L79 79V81ZM65 81V83H64V81H63V83H64V85H65V87H68V86H66V83H67V85H69L70 86V77H69V80H68V82H69V84H68V82H66ZM73 81H74V79H73ZM143 81V80H142ZM243 80H241V81H239V82H242ZM1 82H2V80H1V74H0V85H1ZM87 82H89V81H87ZM90 82H91V77H90ZM109 82V81H108ZM48 83V84H49ZM79 83H81V82H79ZM78 83V84H79ZM192 83V82H191ZM47 84V85H48ZM94 84V83H93ZM93 84H91L90 83V85H93ZM108 84H110V83H108ZM107 84V85H108ZM26 85H28L27 83H26ZM52 85L54 86V87H52ZM89 85V87L88 88H90L91 86ZM133 85V86H132ZM49 86V85H48ZM47 86V87H48ZM50 86H49V89H50V91H52L51 93H53L58 87L56 86L55 87V89H51L50 88ZM166 86H167V84H166ZM65 87H63L62 86V90H63V88H65ZM192 87V86H191ZM15 88H16V90H15ZM26 88V87H25ZM59 88H61V87H59ZM130 88V89H129ZM31 89L33 90V92L31 91ZM37 89V88H36ZM35 89V90H36ZM39 89V88H38ZM49 89H47V90H49ZM68 89V88H67ZM66 89V90H67ZM104 89V88H103ZM109 90H110V88H108ZM129 89V90H128ZM167 89H169V87L167 88ZM65 89L63 90V92H65L66 91ZM69 90V89H68ZM105 90V89H104ZM246 90H248V91H246ZM31 91V92H30ZM37 91V93H38V90H36ZM35 91V92H36ZM107 91V90H106ZM105 91V92H106ZM18 92V91H17ZM30 92V93H29ZM59 92V91H58ZM57 91L55 92V93H58ZM54 93V94H55ZM60 93H61V91H60ZM66 93H67V91L65 92V93H63L64 94V96L66 95ZM101 93V94H100ZM114 93V92H113ZM116 93V92H115ZM39 94V93H38ZM62 94V93H61ZM63 94L61 95V97L63 96ZM239 94H240V92H239ZM58 95V94H57ZM226 95V94H225ZM59 96V95H58ZM57 96V97H58ZM63 96V97H64ZM133 96V95H132ZM178 96H180V95H178L177 94V96L174 98V99H176V101L173 99V102L174 103H176L177 102V97ZM227 96H229V95H227ZM26 97V96H25ZM33 97H35V96H33ZM37 97V96H36ZM56 97V98H57ZM134 97V96H133ZM164 97V98H163ZM28 98H26V100H24V104L26 105V107H27V109H28V106L30 107V108H32V100H31V98L32 97H30L29 99ZM56 98H54V99H56ZM179 98V97H178ZM133 99V98H132ZM134 99H136L135 97H134ZM133 99V100H134ZM180 99V98H179ZM183 99V98H182ZM228 98H226V100H225V102L226 101H228L227 100ZM51 100V99H50ZM49 100V101H50ZM53 100V99H52ZM129 100V99H128ZM131 100V99H130ZM150 100V101H151ZM223 100V101H224ZM49 101H48V103H49ZM83 100H81L79 103H81L80 105L82 106V102ZM132 101V100H131ZM131 101H129V102H131ZM153 101H155V102H153ZM26 102V103H25ZM31 102V103H30ZM53 101H51V103H52ZM92 102H91V104H92ZM128 102V103H129ZM132 102H134L135 104H132L131 103V105H138L137 104V102L134 100V101H132ZM178 102H179V100H178ZM181 102H183V101H181ZM43 103H45V100H44V102ZM160 103V102H159ZM24 104H23V106H24ZM30 104V105H29ZM38 104V103H37ZM118 104L119 103H117V107H118ZM130 104V103H129ZM166 104L164 105V107L166 106ZM179 105H180V103H178ZM226 103H224V105H225ZM34 105V104H33ZM36 105V104H35ZM39 105V104H38ZM49 105H51V104H49ZM80 105L79 106H77V110H78V107L80 108ZM120 105V104H119ZM140 106H141V103L139 104ZM138 105V107L140 108V106ZM155 105V104H154ZM160 105V104H159ZM162 105V104H161ZM21 106V108H23L24 109V107L22 106V104L20 105ZM20 106H19V111L21 112L23 109H21L20 108ZM127 106H129V105H127ZM157 106V105H156ZM167 106H166V108H167ZM223 106V105H222ZM229 106H230V104H229ZM35 107V106H34ZM56 107V106H55ZM142 107V106H141ZM159 108H160V106H158ZM164 107H162L161 106V109H159L160 110V116L162 117V119H164V126L165 127H168L167 125H170V126H172L171 125V123L169 124L168 122H169V120L168 119H170V118H174L173 116H169V114L167 113V110L164 108ZM186 107V106H185ZM225 107V106H224ZM17 108V109H16ZM164 108V109H163ZM227 108V107H226ZM26 109V110H27ZM81 109H82V107H81ZM121 109H122V106H121ZM128 109V108H127ZM137 109V108H136ZM25 110V109H24ZM30 110V109H29ZM120 110V109H119ZM132 110V109H131ZM229 110V109H228ZM33 111H35V110H33ZM52 111V110H51ZM79 111H80V109H79ZM125 111V110H124ZM226 111H227V109H226ZM25 112V111H24ZM77 112V111H76ZM129 112H130V110H129ZM177 112V111H176ZM175 112V113H176ZM80 113H82V110L80 111ZM114 113H115V111H114ZM178 113V112H177ZM228 112H225V115H229V113L227 114ZM26 114H27V112H26ZM157 114V111H156V113L155 114H153L155 117L156 116H158V115H156ZM237 114H238V112H237ZM51 115V114H50ZM52 115H53V113H52ZM83 115V114H82ZM118 115H120V114H118ZM176 115V114H175ZM48 116V115H47ZM160 116L158 117L159 118V120H157V121H160ZM168 116H169V118H168ZM54 117H56V116H54ZM114 117H116V115L114 116ZM120 117H121V115H120ZM178 117V116H177ZM228 117V116H227ZM229 117H230V115H229ZM68 118H69V116H68ZM213 118H215V117H213ZM70 119V118H69ZM212 119V118H211ZM229 119H231V117L230 118H228V120L227 121H231V120H229ZM256 119H257V121H256ZM36 120V119H35ZM52 120V119H51ZM55 119H53L52 120V122L54 121ZM213 120V119H212ZM215 120H217V118L215 119ZM218 120H220V118H218ZM259 120V121H258ZM82 121V120H81ZM115 121V120H114ZM157 121L155 120V122L157 123ZM171 121V120H170ZM177 121V120H176ZM30 122V121H29ZM49 122V121H48ZM212 122V121H211ZM216 122H218V121H215L213 124H216ZM222 122L224 123V121L222 120ZM226 122V121H225ZM258 122V123H257ZM260 122H261V127H260ZM32 123V122H31ZM120 123V122H119ZM122 123V122H121ZM158 123H160V124H162L163 123V121L162 122H158ZM157 123V124H158ZM223 123H221V124H223ZM14 124V123H13ZM40 124V123H39ZM39 124H38V126H39ZM53 125H54V122L52 123ZM77 124H78V122H77ZM219 124H220V122H219ZM231 124V123H230ZM50 125V124H49ZM52 125V127H54ZM56 125V124H55ZM218 125V123L216 124V126ZM227 125H228V123H227ZM11 126V125H10ZM119 126V125H118ZM162 126V125H161ZM169 126V128H171ZM216 126L215 127H213V129H215L216 128ZM225 126V124H223V127ZM229 126H231V125H229ZM232 126H233V124H232ZM237 126V125H236ZM235 126V127H236ZM29 127H31V125L29 126ZM71 127V128H72ZM164 127V130L163 131H165V128ZM221 127V126H220ZM234 127V126H233ZM6 128V129H5ZM7 128H8V126L7 127H4V129H5V131H8L7 130ZM9 128H13V127H9ZM71 128H69V129H71ZM159 127L157 126V129H158ZM219 128V127H218ZM230 128V127H229ZM244 128H242L243 130H245ZM3 129V130H4ZM46 129H47V127H46ZM117 129V128H116ZM120 128H118V130H119ZM156 129V128H155ZM156 129V131H158V130H160V129H158L157 130ZM161 129H163V128H161ZM221 129V128H220ZM228 129V128H227ZM231 129V128H230ZM241 129V130H242ZM2 130V129H1ZM118 130H116V133L118 132ZM123 130V129H122ZM223 130V129H222ZM225 130V129H224ZM223 130V131H224ZM233 130V129H232ZM238 130H239V128H238ZM240 130V131H241ZM242 130V131H243ZM248 130H246L245 132H247ZM4 131V132H5ZM45 131H47V130H45ZM49 131V130H48ZM48 131H47V133H48ZM52 131H54L53 129H52ZM51 131V132H52ZM155 131V130H154ZM161 131V130H160ZM160 131H159V133H160ZM167 131H169L168 129H167ZM227 131V130H226ZM225 131V132H226ZM241 131V132H242ZM3 132V131H2ZM3 132V133H4ZM50 132V131H49ZM50 132V133H51ZM60 131H58V133H59ZM120 132H121V129H120ZM220 132V131H219ZM219 132L217 133V134H219ZM230 132V131H229ZM228 131L225 133L226 135H229V136H232L230 133H229ZM6 134H7V132H5ZM45 133V132H44ZM47 133H46V137H47ZM123 133H124V131H123ZM156 133V132H155ZM161 133H162V131H161ZM161 133L159 134V135H161ZM164 133V132H163ZM168 132H166L165 134H167ZM221 133H222V131H221ZM220 133V134H221ZM229 133V134H228ZM68 134V133H67ZM121 135L119 132L117 133V135ZM156 134H158V133H156ZM216 134V132H215V135H217ZM219 134V135H220ZM236 135H234V133H233V137L235 138H233V141H232V143H230V145L232 146V150L233 151H231L232 153H234L239 147H241L242 149L243 148H245L247 145H246V143H247V141L245 140V137L243 136L244 134H247V133H240L239 131H236V133H235ZM249 134V135H250ZM254 134V135H253ZM255 134H259L258 135V137H255V136H257V135H255ZM0 135H2L1 134V131H0ZM10 135V134H9ZM49 135V134H48ZM168 135H169V133H168ZM170 135H171V133H170ZM169 135V136H170ZM174 135V134H173ZM122 136H123V134H122ZM172 136V135H171ZM229 136H227V137H225V140H226V145H225V147L227 146V147H230L231 148V146H229V143H228V139L229 138H231V137H229ZM246 136V135H245ZM2 138L4 137V135L3 136H1ZM30 137V136H29ZM44 137H45V135H44ZM166 137V136H165ZM224 137V136H223ZM254 137L255 138H257L256 140L254 139ZM51 138V137H50ZM169 138V137H168ZM215 138V137H214ZM221 139H219V140H221V141H225V140H223V138H222V134H221V137H220ZM7 139V138H6ZM57 139V138H56ZM104 139V140H103ZM117 140H118V138H116ZM124 139V136L122 137V140ZM247 139V138H246ZM2 140V139H1ZM41 140V139H40ZM45 140H46V138H44V140H42V143H46L45 142ZM121 140V138L119 137V142H118V144L121 142L123 145H124V140H123V142L122 141H120ZM252 140L250 141V142H252ZM29 141V140H28ZM38 141V140H37ZM221 141H219V142H221ZM229 141H230V139H229ZM2 142V141H1ZM34 142H36V141H34ZM106 142V143H105ZM194 142V141H193ZM218 142V141H217ZM218 142V143H219ZM231 142V141H230ZM63 143V142H62ZM190 143V142H189ZM195 143H197V141H195ZM245 143V144H244ZM261 145H260V144ZM60 144V143H59ZM58 144V145H59ZM64 144V143H63ZM67 144V143H66ZM106 144V145H105ZM113 144V143H112ZM121 144V145H122ZM220 145L221 144H223L222 142L221 143H219ZM225 144V143H224ZM29 145V144H28ZM68 145V144H67ZM103 145H105V147H104V149H102L101 148V146L103 147ZM158 145V144H157ZM192 145H193V143H192ZM195 145V144H194ZM197 145H198V143H197ZM211 145V144H210ZM216 145H217V143H216ZM216 145L214 146L216 149H217V153L214 155V157H213V159L212 160H209V161H211L210 162V164H209V166L208 167H210V169H212V170H215V171H212V172H214L213 174H215V177L217 176V178H215L214 179V181L212 182L213 183V188L212 187H210L212 190L210 191V188L207 190V188H206V186H204V183L203 182H205L206 181V179L207 178H209V176H207V178H205L204 177V181L202 182V185H201V190L204 188V189H206L207 191H210V192H207L206 190H204V191H206V193L204 192V191H202V192H204L203 193V195L201 194V192H200V195L199 196H201L200 198H201V200H200V198L198 197V199L200 200V202H199V205L197 206L198 208H195L197 211L196 212H194L195 214H192L188 209V211L186 210V208H183V203L185 202H183V200H182V198L181 197H184L185 196V194H189V193H192V188H193V182H194V180L192 181V179H191V176L193 175L192 174V170L191 169H193V168H195V167H193L191 164L189 165H186L187 167L188 166H192V168H190V169H188L186 166L185 167H183V168H185V170H184V172H183V178H182V180H181V182H180V184L182 185V188H180V186H179V190H178V192H179V194H180V192L181 193H185V192H187L188 190H189V187H190V191L191 192H187V193H185L184 194V196H181V197H179L178 195H176L175 196V198L173 197V200L172 199H169L170 200V203L168 204V207L166 208L165 206H163V204H162V206H158V205H156L157 203H156V201L155 200H153V198H152V200H150V199H147V197L145 198V195H142V194H140V192H139V189H137V187H136V183H135V178L133 179L132 178V176H130L132 179L130 180V182H129V174H130V169H127V170H129V171H127L128 173V177L126 178V181H127V183H128V187L126 186V182H125V180H124V182H125V184H123V185H125V186H122V187H126L127 188V190L125 189V192L123 191L121 194L123 195V199H121L122 201H124L123 203H124V207L122 208V209H120V211L121 212H119V216H118V221H117V219H116V221H117V224L116 223H114V222H116L114 219H113V217L115 218L116 216H117V213H116V215H114L113 217H112V214H111V209H110V211H109V216H108V219L107 220H109V218L111 219H113V221H111L110 222V220H109V222H107V227H106V230L107 231H109L108 229H113L114 227L112 226L111 228H110V226L112 225L111 223L113 222L115 225H116V234H114L113 233V231L111 230L110 232H112L114 235H116V236H114V238L116 237V244H115V248L113 249L112 248V251H111V248H109L110 247V244H111V242H110V244H109V242H107L108 241V236L106 237V239H107V241H105L106 243H108L109 245H105L104 243L102 244V246H101V248H100V246H99V249L98 250H102L103 252H98L97 254H99V258H98V264L100 263V262H104V260L103 261H100V260H102V258L105 256L106 257V259H107V261H109V263L106 261V263L107 264H153V261L151 260L152 259V251H149V253L147 254H145V256L144 255H142V250H141V247H142V242L144 241L143 240V238L141 239V237H143L144 235V233H146L145 232V230H144V233L143 234H141V232H143V230H142V228L143 227H145L146 229H147V232H148V234H149V242L150 243H152V241H156L157 243H162L163 245H167V247H169L171 250H172V245H174L175 247H178L177 248V250L175 249V251L176 252H178L181 248L182 249H184L185 250V252L187 251L186 250V248L188 247V244L189 243H191V245H192V242H193V244L195 245V247L194 248H192L191 249V245L189 246V248L192 250V252H190L189 254H191V253H193V255H191V256H193L194 257V259H193V261H192V263H191V261L189 262L190 264H241V261H239V259H237L236 257H233L234 256V249H235V247L237 248V245L238 246H240V249H241V252H242V250H246V252H247V255L249 256V255H251L252 254V252L250 253L249 252V246H250V242H249V236H247L248 237V239L246 238V236H243L242 237V234L244 233L245 235H246V233L247 234H250V232L253 230V226H254V224H253V222H252V212H250V210H249V206H251V205H253L252 203H254V198H256V196L258 195V193H256L257 191H258V189H262L261 187V184H263L262 182H261V184L259 183H257L256 184V182L258 181L257 180V178H256V180L257 181H255V174L252 176L253 177V179H251V178H249V183H247V180H246V182H245V185L246 184H248V186H249V188L247 187V189L248 190H250V192H251V194H249L250 195V197L248 198V200L247 199H243L242 200V202H241V204H240V208L242 207V208H244V210H243V212L242 213H240V210L238 211L239 213H237V214H235V215H233L232 217L231 216H229L230 217V220H229V225H228V227H227V229L226 228H223V230H221L220 228L221 227H219L220 225H218V219H220V218H225V213H224V215H223V213H220V211L219 210H223L222 209V206H221V204H222V201H223V205H225L224 203L227 201L226 200V198L229 196V198H230V200H231V196H230V194H228L227 195V197L223 200V198L222 197H225L226 196V194H224V191H223V188L225 187V186H223V188L221 187L222 186V183H221V181H219V176L220 175H217L220 171V173L219 174H222V172L224 173L225 172V174H227V178H230V180H232L231 179V177H230V174H229V172L231 173V170L233 169V170H235V168H236V166H237V164H235V163H233V161H232V159H230V162H231V164H228L229 163V161L227 162V165H226V162L225 161H223L224 160V158L225 159H228V154H227V157H225L226 156V150L227 149H229V148H225V150L224 149H222V150H220L221 148H223V145H222V147L219 149L218 147H219V145L216 147ZM245 145V146H244ZM1 146V145H0ZM40 146V145H39ZM244 146V147H243ZM62 147V148H63ZM159 147V146H158ZM189 147V146H188ZM194 147L195 146H193V150H194ZM198 147V146H197ZM213 147V146H212ZM211 147V148H212ZM63 148V149H64ZM122 148H125V145H124V147L123 146H121V149ZM190 148H192L191 147V145H190ZM204 148H205V146H204ZM211 148H209L208 146H207V148H205L204 150H208V152H210L211 151ZM259 148V149H260ZM60 149V148H59ZM100 149H102V150H100ZM112 149V150H111ZM189 149V148H188ZM214 149V148H213ZM218 149H219V152H218ZM246 149V148H245ZM34 150H36V149H34ZM47 150H48V148H47ZM50 150V149H49ZM49 150H48V152H49ZM65 150V149H64ZM193 150H190L189 151V153L191 154V152L193 151ZM230 150V149H229ZM228 150V153L230 152ZM255 150L256 149H254V152H255ZM261 150V149H260ZM260 150H258V151H256L257 153L260 151ZM42 151V150H41ZM57 151V150H56ZM74 151H76L77 152V155L75 154L76 152H74ZM87 151V155L88 154H90V155H88V156H90V159L88 158V162H87V159H86V162H87V164H86V167L84 166V163H85V156H83V155H86V154H84L85 152ZM110 151V152H109ZM125 151H126V149H125ZM131 151V150H130ZM177 151V150H176ZM175 151V152H176ZM215 152H216V150H214ZM74 152V156L76 155L77 156V159H76V157L74 158L75 160H76V162H74V163H72L73 161H71L70 160V154L72 155V153ZM111 153L110 155H108V157H107V153ZM128 152V151H127ZM178 152V151H177ZM203 152V151H202ZM213 151H211V156H213V153H212ZM242 152H243V150H242ZM253 152V153H254ZM7 153V152H6ZM46 153V152H45ZM108 153V154H109ZM130 153V152H129ZM132 153V152H131ZM188 153V156H190V154ZM194 153V152H193ZM204 153V152H203ZM206 153V152H205ZM264 153V152H263ZM57 154V153H56ZM55 154V155H56ZM125 154V153H124ZM123 154V155H124ZM128 154V153H127ZM134 154V153H133ZM209 154V153H208ZM250 154V153H249ZM259 154V153H258ZM0 155H2V154H0ZM86 155V156H87ZM121 155V154H120ZM176 155V154H175ZM175 155H173V156H175ZM192 155H194V154H192ZM204 155H207V154H204ZM232 155V154H231ZM244 155H245V153H244ZM254 155H256L255 153H254ZM32 156H34L33 154H32ZM62 156V155H61ZM136 155H134V157H135ZM178 156V155H177ZM187 156V157H188ZM258 156V158L256 157V159L258 160V159H260L261 158V156H260V158H259V155H257ZM48 157V156H47ZM60 157V156H59ZM63 157V156H62ZM107 157V158H106ZM125 157H126V155H125ZM130 157L132 158V155L130 154ZM187 157H186V160H187ZM193 157V160H194V156H192ZM246 157H247V155H246ZM254 157V156H253ZM32 158V157H31ZM61 158V157H60ZM121 158H122V155H121ZM131 158H129V160H130V162H131V166H130V168L132 169V170H134L133 168L134 167H136L135 165H136V162H138V161H136L137 159L136 158H133L132 160H131ZM175 158H177V157H175ZM190 158V157H189ZM208 158V157H207ZM206 158V159H207ZM2 159V158H1ZM32 159H34V158H32ZM48 159H49V157H48ZM122 159H124V158H122ZM122 159H120V160H122ZM126 159H128L127 157H126ZM126 159H124V160H126ZM205 159V158H204ZM204 159H202L203 161H204ZM205 159V160H206ZM209 159H210V157H209ZM245 159V158H244ZM247 159V158H246ZM252 159V161H253V158H251ZM255 159V161H257ZM50 160V159H49ZM48 160V161H49ZM129 160H127V161H124L125 163L126 162H128ZM192 160V159H191ZM193 160L191 161V162H189V163H193ZM243 160V159H242ZM261 160V159H260ZM260 160H259V162H256V165H255V167H259V168H256L255 169V167L253 166V168H254V170H251V173H255V172H257L256 170H258V169H264L263 167H262V165L264 164V159L262 160L263 161V163L261 164V168H260ZM36 161H37V159H36ZM52 162H54V160H51ZM223 162V164H224V167L223 168H221V165L219 166V162ZM227 161V160H226ZM251 161V162H252ZM3 162H4V160H3ZM30 162L32 163V161L30 160ZM47 162V161H46ZM52 162H47V163H50L51 165H52ZM58 162H59V159H58ZM99 162V163H98ZM105 162H104V164H105ZM185 162L186 161H184L183 163L185 164ZM225 162V163H224ZM251 162H250V164H251ZM56 163V162H55ZM107 163H109L108 161H107ZM122 163H123V161H122ZM165 163V162H164ZM164 163H162L161 165H163ZM242 163V162H241ZM257 163H259L258 165H257ZM4 164H5V162H4ZM3 164V165H4ZM40 164V163H39ZM110 164V163H109ZM127 164H129V162L128 163H126V165ZM138 164V163H137ZM184 164H181V166H183ZM202 164V163H201ZM239 164V163H238ZM246 164H248V163H246ZM107 166H108V164H106ZM106 165H104V166H101L102 167V169H104V168H110V167H107ZM123 165V164H122ZM126 165H124L125 167H126ZM164 165H166V164H164ZM206 165H207V163H206ZM36 166V165H35ZM40 166V165H39ZM50 166V165H49ZM47 167V168H49L50 169V167ZM54 163H53V165H52V167L51 168H53L52 169V171L54 170V168H57L58 166H54ZM110 166V165H109ZM157 166V165H156ZM177 166V168H178V164L176 165ZM204 166V167H203ZM203 166H201V168H202V170H201V168L199 169L198 167H197V169H199V171L201 170V172H202V174L205 172L204 171V169L206 168H208L207 166H205V164L203 165ZM245 166V165H244ZM244 166H242V167H244ZM100 167V168H101ZM163 167H165V166H163ZM127 168H129L128 166H127ZM159 168V167H158ZM176 168V169H177ZM182 168V169H183ZM252 167H251V169H253ZM42 169V170H41ZM136 169V168H135ZM156 169V168H155ZM161 169H162V166H161ZM169 169V168H168ZM180 169H181V167H180ZM186 169H187V171H186ZM209 169V171H211ZM97 170V171H96ZM126 170V169H125ZM163 170V169H162ZM162 170H159L158 172H161V173H164L165 175L167 174V172L166 171H163L162 172ZM208 170V169H207ZM3 171V170H2ZM39 171H40V174H39ZM46 171H48V174H51V175H44L45 173H46ZM156 171V170H155ZM154 171V172H155ZM176 171V170H175ZM181 171H183V170H181ZM196 171V170H195ZM239 171V170H238ZM253 171H255V172H253ZM146 172H147V170H146ZM145 172V173H146ZM208 172V171H207ZM216 172H218L217 174H216ZM237 172V171H236ZM258 172H261L262 173V171L260 170V171H258ZM100 173H102V171L100 172ZM144 173V175H146ZM177 173H180V172H177ZM197 174V172H194V174ZM210 173V172H209ZM233 173V172H232ZM241 173V172H240ZM261 173H258V174H260V175H262ZM39 174V175H38ZM131 174H132V171H131ZM149 174H150V172H149ZM163 174V175H164ZM200 172H199V174L198 175H195L196 176V179H197V181H199V177H200ZM205 174V173H204ZM248 174H250V173H248ZM148 175V174H147ZM146 175V176H147ZM151 175V174H150ZM163 175H161V176H163ZM164 175V176H165ZM231 175H233L234 176V173L233 174H231ZM247 175V174H246ZM3 176V175H2ZM127 176V175H126ZM146 176H144L145 178V180H146ZM162 177V179L164 178V179H167V178H165V177ZM167 176V175H166ZM180 176V175H179ZM194 176V175H193ZM192 176V177H193ZM197 176H198V178H197ZM204 176H206V174L204 175ZM214 176V175H213ZM121 177V176H120ZM211 177V180H212V176H210ZM221 177H223V176H220V178ZM239 177V179H240V176H238ZM244 177V176H243ZM263 177H264V170H263ZM124 178V177H123ZM122 178V179H123ZM154 178V177H153ZM161 178V177H160ZM180 178V177H179ZM194 178V177H193ZM202 178H203V176H202ZM224 178V177H223ZM223 178H221V180L223 181V180H225V183L226 182H228L229 181V179H223ZM234 178V177H233ZM236 178V177H235ZM261 178V177H260ZM3 179H4V177H3ZM239 179H236V180H239ZM251 179V180H250ZM99 180V179H98ZM103 180V179H102ZM144 180V181H145ZM203 180V179H202ZM201 180V181H202ZM210 180V181H211ZM254 180V181H253ZM163 181V180H162ZM3 182H5V179L3 180ZM7 182L8 183H10L9 182V179L7 178ZM24 182V181H23ZM123 182V181H122ZM148 182V181H147ZM207 182V181H206ZM205 182V183H206ZM234 182V181H233ZM232 182V183H233ZM255 182V183H254ZM91 183V184H90ZM99 183V182H98ZM104 183V182H103ZM151 183V182H150ZM187 183H190V185L192 184V186H190L189 184H187ZM199 183H200V181L198 182V185H199ZM225 183H223V185H225ZM240 183V182H239ZM4 184H7V183H3V185ZM221 184V185H220ZM231 185V182H229L227 185ZM86 185V186H85ZM150 185V184H149ZM184 185V186H183ZM188 185V189L186 190V186ZM258 185H260L259 187H257ZM4 186H8V185H4ZM204 186V187H203ZM184 187H186L185 189H184ZM203 187V188H202ZM229 187V186H228ZM227 187V188H228ZM91 188H92V186H91ZM175 188H176V186H175ZM220 188H222V192L223 193H221V194H224V196L223 195H220V192L221 191H218V190H220ZM255 188H257V191L256 192H254L256 189ZM82 189V190H81ZM92 189V191L94 192L95 190H97V189H95V190H93ZM124 189V188H123ZM148 189V188H147ZM184 189V190H183ZM97 190V192H99ZM149 190V189H148ZM175 190V189H174ZM183 190V191H182ZM200 190V191H201ZM224 190H225V188H224ZM228 190V189H227ZM73 191V193H71V192ZM91 191V193H93ZM218 191V192H217ZM230 191V190H229ZM247 191V190H246ZM97 192L95 191V193L97 194ZM152 192V191H151ZM212 192V193H211ZM225 192H226V190H225ZM261 192H264V187H263V191L261 190ZM71 193V194H70ZM124 193V194H123ZM174 193H175V191H174ZM209 193V194H208ZM215 193H219V195H220V197H221V199L220 198H216L215 196V198L213 197V195H216ZM17 194H18V191H17ZM262 194V193H261ZM21 195V194H20ZM69 195V196H68ZM100 195V194H99ZM175 195V194H174ZM209 197H208V196ZM246 196L248 195V193L247 194H245ZM87 196L88 197H90L88 194H87ZM92 196L93 195H91V198L90 199H92ZM95 196V195H94ZM173 196V195H172ZM188 196H191V197H188ZM187 197H186V199H190V198H192V194H190V195H188ZM217 196V195H216ZM259 196V195H258ZM262 196H264V195H262ZM100 197V196H99ZM117 197V196H116ZM248 197V196H247ZM121 198H122V196H121ZM149 198V197H148ZM229 198H227V199H229ZM261 198H263V197H261ZM68 199H70L71 200V203H70V201L68 200ZM120 199V198H119ZM185 199V200H186ZM188 199V200H189ZM217 200V199H219L220 200V202L221 203H219V200H218V202L216 201V202H214L215 200ZM233 199V198H232ZM191 200V199H190ZM257 200H258V198H257ZM234 201V200H233ZM80 202V201H79ZM189 202L190 201H187L186 200V204L188 203L189 204ZM239 202V203H240ZM117 203V202H116ZM119 203V202H118ZM122 203V204H123ZM167 203V202H166ZM165 203V204H166ZM216 203V204H215ZM217 203H219L220 204V206H216V207H220V209H217L218 211L216 212L217 213V215L215 214V205H217ZM227 203V202H226ZM74 204H75V202H74ZM74 204H73V206H74ZM187 204V205H188ZM238 204V203H237ZM251 204V205H250ZM10 205V204H9ZM17 205H18V203H17ZM70 205V206H69ZM77 206L79 205V207H80V204H76ZM242 205V206H241ZM18 206V207H19ZM121 206V205H120ZM167 206V205H166ZM12 207V206H11ZM72 207V206H71ZM82 207H83V205H82ZM116 207V206H115ZM224 207V206H223ZM249 207V208H248ZM81 208V207H80ZM142 208H145V210L144 211H146L145 213V215H146V222H145V224L144 223H142V222H144L145 221V219L144 220H142V216L140 217V213L139 212H142L143 211V209ZM12 209V208H11ZM113 209V208H112ZM195 209H194V211H195ZM69 210V211H68ZM90 210V209H89ZM141 210V211H140ZM19 211H20V209H19ZM67 211H68V213H69V215H68V213H67ZM91 211V210H90ZM117 211V210H116ZM116 211H114L113 212V214H115V212ZM250 212L249 213V216H248V219H245L246 217L245 216H247L246 214H247V212ZM92 212V211H91ZM224 212V211H223ZM245 212H246V214H245ZM50 213H52V214H50ZM27 216H29L31 219L33 218V221H31V220H29L28 218L25 220V216L26 215ZM80 214V213H79ZM111 214V215H110ZM143 214V213H142ZM220 214H222L223 216H221L220 218H218L219 217V215ZM261 214L262 215H264V207H263V209L261 210ZM260 214V215H261ZM7 215H9V216H7ZM144 215V216H145ZM2 216H4V215H2ZM49 216H51V218L49 217ZM111 216V217H110ZM178 216H179V218H178ZM173 217H177V218H175V220H174V218ZM3 218V217H2ZM66 218H67V222H65V220H66ZM70 218H74V217H70L69 216V219ZM76 219V223L79 221H77V217H75ZM80 218V217H79ZM117 218V217H116ZM171 218H173V219H171ZM111 219V220H112ZM176 219H177V221H176ZM222 219H220L221 221H222ZM71 220V219H70ZM74 220V219H73ZM105 221H106V219H104ZM134 220H140V224H143L144 226H142V228L141 227H136V225L135 224H137ZM172 220V221H171ZM219 220V221H220ZM27 221V222H26ZM29 221H31V223L29 222ZM104 221V222H105ZM220 221V222H221ZM223 221H224V219H223ZM222 221V222H223ZM225 221H226V219H225ZM81 221H79L78 223H80ZM134 222V223H133ZM219 222V223H220ZM221 222V223H222ZM244 222V223H243ZM30 223V224H29ZM65 223V224H64ZM75 223V222H74ZM75 223V224H76ZM83 223V222H82ZM80 224V225H82V227L83 228H86L88 225H85V226H83V224ZM64 224V225H63ZM243 224V225H242ZM77 225V224H76ZM79 225V226H80ZM106 225V224H105ZM241 225V226H240ZM79 226H77V227H79ZM227 226V225H226ZM239 226V227H238ZM242 226H244L245 228H243ZM81 227V229H83ZM257 227V226H256ZM64 228V229H63ZM108 228V229H107ZM140 228H141V232H140ZM238 228H242V229H240V230H242L241 231V234H240V232H239V230H238ZM10 229H11V231H10ZM67 229V228H66ZM81 229L80 230H78V231H81ZM177 229V230H176ZM224 229L226 230V232H223L224 231ZM244 229V230H243ZM220 230H221V232L225 235V233L227 234V235H225V237H224V235L223 234H221L220 233ZM249 232H247V231ZM66 231V230H65ZM65 231H64V236H65ZM77 231V230H76ZM255 231V235L253 234V232ZM4 232V231H3ZM243 232V233H242ZM253 232H251V234H250V236L253 234L254 235V242H255V245H256V251L254 252V254H252V255H254L253 257H256V259H257V257H259L260 256V258H262V254H261V251H259V250H262L263 248H264V239L262 238V236H261V231L259 230V228H255L254 227V230H253ZM112 233H110V237L112 238ZM220 233V234H219ZM13 234H12V238H13ZM72 234V233H71ZM109 234V233H108ZM142 236H141V235ZM190 234L192 235V236H194V237H192L191 236V240H192V242H190L188 239H187V237L186 236H190ZM60 235V236H59ZM75 235H76V233H75ZM78 235H80V234H78ZM220 235H222L221 236V238L222 239H226V236H227V239H229V241L226 239V243L228 244V247H234V245H235V247H234V249H233V247L232 248H228L227 247V245H226V243L224 242V246L222 247V249L220 250L221 252H219V246H218V244H219V242H220V244H222L221 242H223V240L222 241H219V238H220ZM252 235V236H253ZM69 236V235H68ZM66 237H67V235H66ZM146 237V236H145ZM21 238V237H20ZM189 238V237H188ZM193 238H194V240H193ZM14 239H16V237L14 238ZM62 239H64V237L62 238ZM66 239V238H65ZM79 239V238H78ZM113 239V238H112ZM11 240H13V239H11ZM17 240H19V238L18 239H16V241ZM22 240H24V236H23V238H21L20 239V242L22 243ZM26 240V239H25ZM24 240V241H25ZM76 239L74 238V244H75V241ZM81 240H82V238H81ZM186 240H188V242L186 241ZM221 240V239H220ZM52 241V242H51ZM59 241V240H58ZM67 241V240H66ZM80 241V240H79ZM115 241H114V243H115ZM238 241H239V243H238ZM27 242V243H28ZM14 243H16V242H14ZM19 244V246H21L22 244ZM149 243V244H150ZM188 243V244H187ZM25 244H26V242H25ZM78 244V243H77ZM79 244H80V242H79ZM16 245V244H15ZM28 245V244H27ZM30 245V244H29ZM60 245V244H59ZM65 245V244H64ZM25 246V245H24ZM82 246V245H81ZM81 246H79V247H81ZM104 246V247H103ZM107 248H106V247ZM173 246V247H174ZM227 248H226V247ZM16 247V246H15ZM76 247V246H75ZM114 247V246H113ZM174 247V248H175ZM179 247H181V248H179ZM17 248V247H16ZM19 248V247H18ZM17 248V249H18ZM54 248V247H53ZM82 248H83V246H82ZM81 248V249H82ZM106 248V249H105ZM24 249H25V247H24ZM23 249V251H25ZM52 249V248H51ZM84 249V248H83ZM82 249V250H83ZM188 249V248H187ZM189 249V250H190ZM232 249V250H231ZM239 248H237V250H238ZM11 250H12V248H11ZM14 250V249H13ZM53 250V249H52ZM81 250V251H82ZM105 250H106V255L104 254V252H105ZM188 250V251H189ZM190 250V251H191ZM229 250V251H228ZM236 250V249H235ZM21 251V250H20ZM61 251H62V249H61ZM219 253H218V252ZM232 251V253L230 254L229 252H231ZM59 252V251H58ZM185 252H184V255H188V253H186L185 254ZM213 252H217V254L215 253V254H212ZM249 252V253H248ZM60 253V252H59ZM183 253V252H182ZM10 254V253H9ZM104 254V255H103ZM180 254H181V251H180ZM241 255L243 254V253H240ZM61 255V254H60ZM213 255H215V256H213ZM230 255V256H229ZM232 255V256H231ZM11 256V255H10ZM54 256H55V254H54ZM98 256V255H97ZM178 256H179V253H178ZM181 256V255H180ZM9 256H7V259H8V262H10L9 261V259H11L10 257L8 258ZM22 257V256H21ZM190 257V256H189ZM252 257V256H251ZM250 256L248 257V258H251ZM184 258L185 257H182L181 259H182V261H184ZM239 258V257H238ZM259 258V259H260ZM186 259H187V257H186ZM185 259V261H187V260H190L189 258L186 260ZM181 262V264H186V262ZM174 259H173V261H172V264H174ZM188 262V261H187ZM101 264V263H100ZM103 264H105V263H103ZM176 264V263H175ZM243 264V263H242ZM244 264H246V263H244Z\"/></svg>",
    "mask_w": 264,
    "mask_h": 264
}]
</instances>
